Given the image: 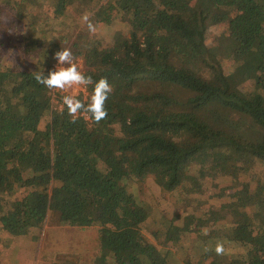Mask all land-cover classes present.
<instances>
[{
  "label": "trees",
  "instance_id": "obj_1",
  "mask_svg": "<svg viewBox=\"0 0 264 264\" xmlns=\"http://www.w3.org/2000/svg\"><path fill=\"white\" fill-rule=\"evenodd\" d=\"M85 14L124 33H63ZM65 47L113 87L98 124L35 80ZM149 177L202 209L194 227L150 229ZM49 213L97 229L93 264H177L182 234L183 264H264V0H0V246L39 240ZM217 241L225 255L203 251Z\"/></svg>",
  "mask_w": 264,
  "mask_h": 264
},
{
  "label": "rangeland",
  "instance_id": "obj_2",
  "mask_svg": "<svg viewBox=\"0 0 264 264\" xmlns=\"http://www.w3.org/2000/svg\"><path fill=\"white\" fill-rule=\"evenodd\" d=\"M95 28L96 31L90 33L87 26L83 25L82 22L77 27L73 23H69L63 33H67V29H73V31L75 29L74 36L80 33L82 40L95 36L104 41L114 40L115 38H112L114 33H124L118 22H114L110 26H95ZM28 57L30 58L28 63L33 67L37 63L36 57ZM136 196L149 207L150 219L148 220L151 230L163 229L162 218L177 220L179 225L183 224L185 227L188 225L194 227V222H196L194 219L200 215V210H202L199 206L185 209L184 200L178 196L177 192H167L160 189L151 177L136 187ZM45 224L39 235L40 238L38 237L39 240L28 235L16 237L8 247L0 246V264H20L21 262L27 264H93L96 251L99 249L98 231L95 227L61 226L58 224L57 216L51 213L48 214ZM189 237L190 235L182 234L177 244L168 242L171 248L170 260L172 262L183 264L186 255L192 256V259L197 257L198 250L196 252L193 250L196 246L195 241L190 247H187ZM157 244L160 248H168L165 242ZM31 247L34 248L31 249ZM29 249H31V256L25 257L24 254L28 255ZM19 254H22L23 257L18 258ZM28 258L30 260H27Z\"/></svg>",
  "mask_w": 264,
  "mask_h": 264
},
{
  "label": "clouds",
  "instance_id": "obj_3",
  "mask_svg": "<svg viewBox=\"0 0 264 264\" xmlns=\"http://www.w3.org/2000/svg\"><path fill=\"white\" fill-rule=\"evenodd\" d=\"M82 24L87 26L90 33L96 31L89 14L82 17ZM53 58L57 61V70L50 71L47 76L43 72H38L35 75L38 84L49 90L61 92L73 87L94 85L93 94L87 104L70 95L62 97V103L67 109V114L71 117V122L75 123L82 114H90V119L97 124L107 119L106 102L113 92V87L109 84L107 78L102 77L98 81H94L91 76L85 75L74 62V55L70 48H62L54 54ZM65 65L67 67H62ZM203 251L205 253L214 251L216 255L222 256L226 254L227 249L222 241H217L214 249L209 245H205Z\"/></svg>",
  "mask_w": 264,
  "mask_h": 264
},
{
  "label": "built area",
  "instance_id": "obj_4",
  "mask_svg": "<svg viewBox=\"0 0 264 264\" xmlns=\"http://www.w3.org/2000/svg\"><path fill=\"white\" fill-rule=\"evenodd\" d=\"M74 62L77 64V66H81V60L80 59H74ZM62 67H67L62 66ZM51 69L53 71L57 70V61L53 58V61L51 62ZM84 90V87H73V89H68L67 91L61 92V91H56L52 90V103H53V109H60L63 107L62 103V97L64 95H73L74 93H77L78 91Z\"/></svg>",
  "mask_w": 264,
  "mask_h": 264
},
{
  "label": "crops",
  "instance_id": "obj_5",
  "mask_svg": "<svg viewBox=\"0 0 264 264\" xmlns=\"http://www.w3.org/2000/svg\"><path fill=\"white\" fill-rule=\"evenodd\" d=\"M32 243H33V242H32ZM33 244H34V243H33ZM33 248H34V247H31V249H33ZM31 249H29V251H27L28 255H25V254H24L25 257H26V256H31V255H30V250H31ZM22 257H23L22 254H19L18 258H22ZM23 259H25V258H23ZM19 260H20V259H19ZM27 260H30V258H28ZM19 263H20V262H19ZM21 263H23V264H27L26 262H21ZM21 263H20V264H21Z\"/></svg>",
  "mask_w": 264,
  "mask_h": 264
}]
</instances>
